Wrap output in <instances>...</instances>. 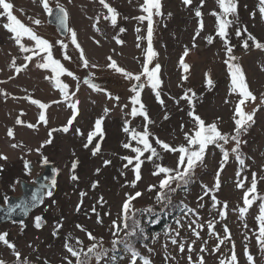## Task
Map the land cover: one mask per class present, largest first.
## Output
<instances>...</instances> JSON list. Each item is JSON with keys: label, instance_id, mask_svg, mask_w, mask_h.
I'll list each match as a JSON object with an SVG mask.
<instances>
[{"label": "rangeland", "instance_id": "obj_1", "mask_svg": "<svg viewBox=\"0 0 264 264\" xmlns=\"http://www.w3.org/2000/svg\"><path fill=\"white\" fill-rule=\"evenodd\" d=\"M14 5V15L23 23L32 27L37 34L44 37L54 44V58L59 59L70 71L79 79L73 81L70 77H61L64 82L70 86V91H76V99L80 101V115L74 122L68 133H53V142L40 148L42 142L48 138L47 133L52 128H60L71 115L70 109L65 103L51 104L53 100H60L58 90L52 88L49 81L44 79L45 75H51L48 70H41L35 67V60L29 63V67L17 74L14 69L9 67L13 57L16 58L17 64L24 63L23 55L18 50V46L9 39L10 34L2 27L6 18L0 17V89L8 93L7 97L0 95V153L7 155L8 159L0 160V183L6 186L10 194L17 193L15 181L23 179L24 160L31 163H39L43 158H47L49 163L53 164L57 171L56 193L50 199L46 200L42 207H39L31 213L29 218L23 222V231L21 223L12 226L2 225L0 232L7 230L9 232L8 240L14 243L17 250L21 252L22 259L26 257L30 264H43L47 259L49 264H64L63 257L68 255L63 245L65 239L73 246L76 245L75 238L84 242L86 247L90 242L86 235L76 229V224L84 225L92 231L97 237L104 238V246L110 248L112 239L108 227L113 219L117 218L120 205L124 199L125 193L142 191L144 195L134 201L136 208H153L152 213L138 214L141 221L143 235L133 238V246L141 252L142 255L148 256L153 264H187V256L190 254L195 260L199 253V248L204 241H207L206 247L210 251L217 243L216 236L210 235L207 230V222L211 221L214 225L215 234L223 236L224 226L230 229L232 242L235 243V250L238 255L239 264H247L246 257L243 255L244 245H247L249 251L255 257L257 264H264V253L259 251L256 245L254 232L256 230L255 215L258 213V203L249 209L244 220L239 219L238 211L235 209L242 206L243 189H237L235 184L238 180L244 179L246 185L250 184L251 174L256 172L258 175V193L264 195V176L261 166L264 165V108L260 109L254 117L255 123L249 130L242 134L243 141L240 147L241 157L245 165L241 167L235 159V154L231 153L234 142L224 145V149L229 152V160L221 173V188L218 192L210 193L204 196L203 201L199 197L203 196L201 185L212 186L215 183V174L219 169L221 152L219 148L210 146L205 164L199 166L191 182L186 187H181L175 194H172V203L166 208L155 203V192H147L148 184L158 183V177L151 173L154 171L153 163L145 160L142 165V179L138 182L137 187L133 189L126 182L134 179L132 166L124 169L123 165L127 163L121 159L125 155L132 156L130 150L124 149L122 144L127 142V134L122 131L125 119L130 121V127L137 131H143V118L135 119L125 116L120 107H113L117 102L109 100L105 92H95L83 83L84 79L91 78L101 89L110 92L112 95L120 97L119 105L129 103L130 82L106 67L107 56L111 55L121 67L127 70L139 72L143 61L142 48H146L147 41H137V35L146 36L147 22L140 23L134 17L141 15L139 5L143 0H107L120 13L117 18V26L113 27L109 21L101 17L97 27V32L92 28L95 18L106 10L99 5L98 0H50V6L56 7L57 4L66 8L68 12V26L77 33L78 42L84 49L86 58L90 64L99 65L98 68H83L79 61V53L71 45L69 34L65 37L57 34L56 29L47 24V14L44 13L38 0H10ZM162 17H155L153 47L158 56L153 64L161 65L162 99L164 105L161 106L155 99L151 89L146 87L142 92V100L146 105L149 117L154 123L149 125V131L155 137L164 140L173 146L184 143L181 125L185 126L184 131L192 127L191 118L187 115L190 110L186 101L179 100L185 89L191 88L197 96L194 100L195 112L200 115L206 122H212L217 117L220 118L219 127L223 132L230 133L234 128L232 122V112L236 102L235 96H229L228 86L229 77L227 66L223 61L227 58L223 48V42L215 36V18L210 15L213 10L218 11L215 0H206L201 9L205 28L201 35L196 38L197 47L192 48V36L195 34L198 18L194 14V9L199 6V0H193L192 5L184 7L181 0H162ZM258 0H239V27H246L248 32L254 35L260 42L264 43V21H261L258 13ZM2 11V10H0ZM171 12L169 17L167 14ZM250 13H255L254 16ZM126 17V19H125ZM30 18L40 19L39 26L31 23ZM91 18V19H90ZM139 27L141 32L138 34L135 29ZM232 26L230 31V43L233 45V54L238 57L249 83L250 89L254 94L259 95L264 91V71L260 70L261 64H264V51L251 47L245 51L242 47V37L235 35V28ZM124 28V32H120ZM207 35H213L212 44H208L204 39ZM113 37L123 40V44H117ZM63 40L69 46L67 49H61L55 41ZM99 41L97 44L95 41ZM25 42L27 43L26 39ZM141 43L142 47L137 48L136 44ZM251 43V42H250ZM185 47L190 49L189 56L185 58L186 63L190 65V72L187 73L188 80L181 84V75L184 74L179 66V58ZM67 53L70 60L64 59ZM209 72L213 79V87L209 89L204 81V73ZM91 74V76H90ZM9 77H13L10 79ZM79 83V90H76V84ZM26 95H31L34 99L51 104L47 110L49 123L47 125L38 124L39 109L22 99ZM15 97V98H14ZM170 97L176 98L171 99ZM231 103L225 104V99ZM254 105L249 103L247 111H251ZM104 108L111 111L105 116L103 121L104 139L96 138L93 145L85 148L86 136L92 130L95 120L103 115ZM130 110V105L125 112ZM167 113L168 119L163 117ZM19 117L26 123H36V129H29L25 125H16L15 120ZM9 127L14 128L15 139L7 137L6 132ZM79 128L83 136L75 134V129ZM153 146L161 153L162 159L156 160L163 166L174 167L177 159L175 153H165L155 144L150 137ZM99 141L101 151L92 155L94 144ZM21 142L23 148L13 149L11 143ZM135 146V142H132ZM223 143V142H221ZM40 149L39 152L36 149ZM147 155V153L145 154ZM76 160L78 166L76 174L79 180L73 182L70 180L71 164ZM104 160L111 163L104 165ZM36 167V166H34ZM100 172L97 174L96 169ZM124 175H121V172ZM240 171V177L236 172ZM39 172L33 170L32 175ZM93 181L98 182L96 188H92ZM86 192L81 210L75 211V206L80 203V193ZM215 194L221 202L227 201V216L221 219L218 215L217 208L212 207L211 195ZM100 197H103L105 203L97 204ZM55 201V203H53ZM203 203V208L197 205ZM182 204H186L196 209L199 215V222L204 224L203 229H199L201 238L196 240L191 232L185 227L180 229V239L187 243L196 241L193 245L194 251L188 253H179L176 246L172 245L165 232L168 229L176 227L175 221L182 216ZM96 207V213L91 211ZM173 208H178L179 214H173L172 219H168L161 230L154 234L150 228L164 217L165 212H174ZM97 213L103 217V225L96 224ZM110 213L111 215H104ZM148 214V215H147ZM42 216L44 226L41 229L34 227V217ZM62 221L63 227L59 234L53 237L52 231L55 224ZM154 223V224H152ZM248 227L245 228L244 224ZM69 234H71L69 236ZM171 235H175L174 232ZM156 239L153 240L152 237ZM144 237H148L144 239ZM247 237V239H245ZM29 244L32 247H29ZM167 245V248H164ZM79 247V246H77ZM148 248H153L154 252L149 253ZM35 249V250H34ZM231 244L221 245L219 252L205 256L206 264H219V259L230 255ZM109 256H116L115 264H128V253L120 246L116 252H110ZM175 256V260L171 257ZM124 257V259H120ZM165 257H169L168 260ZM0 258L8 261V264H14L15 257L12 256L11 250L0 244ZM74 259V258H73ZM91 264H95L93 260ZM102 264L104 262L102 261Z\"/></svg>", "mask_w": 264, "mask_h": 264}, {"label": "snow or ice", "instance_id": "obj_2", "mask_svg": "<svg viewBox=\"0 0 264 264\" xmlns=\"http://www.w3.org/2000/svg\"><path fill=\"white\" fill-rule=\"evenodd\" d=\"M35 3L36 0H33ZM39 5L42 7L44 13L48 16L53 15V8L50 6V0H38ZM206 0H199V6L194 9V14L198 18L197 27L195 29V34L192 36V48L197 47L195 41L196 38L201 35L205 28L203 20L202 8L205 5ZM71 3V0H69ZM99 5L106 10V13H101L95 18V22L92 24V28L99 32L100 29L97 27L101 17L105 21H109L113 27L117 26V18L120 13L116 8L111 6L107 0H98ZM181 3L184 7L192 5L193 0H181ZM215 4L218 7L217 10L210 12V15L215 18V36L218 37L223 42V48L225 51L226 59L223 63L227 66V73L229 77V86L228 93L229 96H235L236 102L234 104L232 112V122L234 128L232 129L231 134L223 132L219 127L220 118L217 117L216 120L212 122H206L200 115L195 112L194 100L197 96L196 92L191 88L184 90L183 95L176 100V103H179V100H184L189 106V111L187 115L191 118L192 127L187 131H184L185 126L181 125V131L184 136V143H181L178 146L170 145L169 143L161 140L158 137H155L149 131V125L154 123L149 117L146 105L142 100V92L148 87L151 89V92L154 94L156 101L163 106L164 100L162 97V78H161V65L159 63L153 64V61L157 58L158 53L153 47V34H154V23L155 17H162L164 15L162 8V0H143V3L139 5L141 15L134 17L135 20L140 23L147 22V32L146 36L137 35V41H147L146 48H142L143 52V61L139 72H133L130 70L121 67L118 62L113 59L111 55L107 56L106 67L110 70H113L115 73L120 74L123 79L130 82V96L129 103L124 105H119L120 97L112 95L110 92H106L104 89H101L97 84H95L91 78L84 79L83 83L86 84L95 92H105V95L109 100L116 101L117 103L113 107H120L121 112H124L125 116H129L133 119L137 117L143 118V131H137L135 128L130 127V121L125 119L122 126V131L127 134V142L122 144L124 149L130 150L134 155L129 156L125 155L121 157L122 160L127 161L123 165L124 169H128L131 165V171L133 172L134 179L130 182H126L133 189L137 187L138 182L142 179V165L145 163V160L153 163L154 171L151 173L153 176L158 177V183L148 184L146 191L155 192V203L161 205L162 208H166L172 203V194H175L177 190L181 187H186L192 180V176L195 170L205 164V159L207 152L210 146H214L220 149L222 154L221 160L219 162V169L215 174V183L212 186L201 185L203 196L199 197L203 201L204 196H208L210 193L218 192L221 188V173L223 172L225 165L229 160V152L224 149V145L228 144L230 141L234 142V146L231 148V153L235 154V159L243 167L245 165L244 159L240 154V147L242 144L241 136L246 133L249 128L255 123L254 117L257 112L264 108V91L260 92L259 95L254 94L250 89L249 83L247 81L246 74L238 62V57L233 54V45L230 43V29L232 26L237 25L235 28V35L237 37H242L246 34V38L243 39L241 47L247 51L251 47L255 49L264 51V43L260 42L254 35L248 32L246 27H239V0H215ZM258 13L261 21H264V0H258ZM56 8L59 11L57 20L60 26L64 29L65 32L69 34L71 45L74 46L75 50L79 53V61L83 68H98L97 64H90L89 60L86 58L85 52L81 44L78 42L77 33L74 29L68 26V12L66 8L56 5ZM0 17L6 18V22L2 24V27L10 34L9 39H11L15 45L18 46L20 53H24L22 64H17L16 58L13 57L9 67L14 69V71L19 74L29 67V63L35 60V67L41 70L50 71L51 75H45L44 79L49 81L52 88L58 90L60 100H53L51 104H61L65 103L70 109L71 115L67 119V122L60 128H52L48 131V138L45 139L40 148H43L45 145H49L53 142V133L63 132L68 133L72 128L74 122L77 120L80 115V101L76 99V91H70V86L68 83L64 82L61 77L67 76L70 77L73 81H78V77L70 71L59 59L54 58L53 47L54 44L44 37L37 34V32L32 28L23 23L20 19L14 15V5L10 0H0ZM169 17L172 15L171 12L167 14ZM254 16L255 13H250ZM31 23L39 26L41 24L40 19L30 18ZM91 19V18H90ZM126 19V17H125ZM124 28H120V32H124ZM135 31L139 34L141 29L137 27ZM25 39L27 43L25 42ZM117 44H123L124 41L118 37H113ZM208 44H212L214 37L213 35H207L204 37ZM99 44V41H95ZM251 42V43H250ZM56 44L60 45L61 49H67L68 44L63 40L55 41ZM137 48H141V43L136 44ZM190 49L185 47L182 55L179 58V66L183 70L181 75V84L188 80L187 73L190 72V65L186 63L185 58L189 56ZM65 60H70L71 57L64 54ZM260 70L264 71V64H261ZM91 76V74H90ZM12 79L13 77H9ZM204 81L206 86L211 89L213 87V79L209 72L204 73ZM0 83H3L0 81ZM76 90H79V83L76 84ZM0 95L7 97L9 94L4 92L3 89H0ZM15 98V97H14ZM171 99H176L170 97ZM29 101L32 105H35L39 109V118L37 123L47 125L49 123V118L47 116V110L51 107V104L42 102L39 99L32 98L31 95H26L22 97ZM225 104L231 103L229 99H225ZM251 103L254 105L251 108V111H247V107ZM130 105V110L125 112V109H128ZM111 109L104 108L103 115L98 117L92 130L87 133L86 142L84 147L88 148L89 145H93L94 140L99 138L103 140L105 133L103 129V121L105 116L109 114ZM165 120L168 119L167 113H165ZM16 125H25L29 129H36V123H26L19 117L15 120ZM75 134L78 136H83V133L79 128L75 129ZM6 135L10 139H15L14 128L9 127L7 129ZM150 137L155 141V144L159 146L161 150L165 153H175L177 159L174 167L163 166L160 163H156V160L162 159L161 153L158 152L157 148L153 146V143L150 140ZM135 142V146L133 143ZM223 142V143H221ZM10 147L13 149L23 148L21 142L11 143ZM37 152L40 149H36ZM101 151V144L97 141L92 148V155L96 156ZM147 153V155H145ZM7 155L0 153V160H7ZM43 164H48L49 161L47 158H43ZM104 165L107 166L111 163L109 160H104ZM78 166V161L74 160L71 164V174L70 180L76 182L79 180V176L76 174V169ZM262 171H264V165L261 166ZM24 170L27 173L31 172L30 161L24 160ZM0 171H3V167L0 166ZM56 171L55 169L53 170ZM100 169H96L98 174ZM121 175H124V172H121ZM236 176L240 177V171L236 172ZM260 180H264V176L259 177ZM98 186L97 181H93L91 187L96 188ZM258 175L256 172L251 174L250 184L246 185L244 179H240L236 182L235 187L237 189H243L242 195V206H238L236 211H238L239 219L244 220L246 214L249 212V209L252 208L255 204L258 203V213L255 215L254 220L256 223V230L254 232V238L256 245L259 248L261 253H264V195L258 193ZM56 187V180L53 178L50 183L46 186V191L43 193V196L52 197L53 189ZM86 192H81L80 197L81 201L75 206V211L77 213L81 210V205L83 203V197L86 196ZM144 193L142 191H134L130 193H125L124 199L117 213V218L111 221V224L108 227V231L111 234V247L106 248L104 246V238L102 236L97 237L93 234L92 231L88 230L82 224H76L75 227L79 231L83 232L88 241L90 242L86 247L84 242L78 237L75 238L76 245L73 246L68 242V239H65L64 249L68 255L63 257L64 264H91L94 260L95 264H115L117 259L116 256H109L110 252H116L120 246H123V249L128 253V264H153V261L148 257L141 254L133 246V238L143 235V228L141 226V221L138 219V214L142 213H152L153 208L151 206L147 208H136L134 201L142 197ZM43 196L38 195L36 192L32 193L31 201L32 206H35L36 203L43 202ZM5 204L8 202L7 196H5ZM212 207L217 208L218 205L221 207L218 210V215L221 219L227 216L228 203L227 201L221 202L217 199L215 194L211 195ZM55 203V201H53ZM105 203L103 197H100L97 201V204L102 205ZM198 208H203L204 204L199 203ZM16 208H20L21 211L27 215L29 211V206L25 203L15 204L9 206L7 211L11 214L15 211ZM91 211L96 213V207L93 206ZM104 215H111L110 213H104ZM185 222L187 229L191 232V235L199 240L201 238L199 229L204 228V224L199 222V215L196 209L189 207L186 204H182V216L175 221L176 227L174 229H168L165 232V235L168 236L172 245L176 246L179 253H185L187 250L188 253L194 251L193 245L195 240L191 243H185L180 239V229L185 227ZM96 224L103 225V217L97 213ZM21 231H23V222H21ZM44 226V219L42 216L34 217V227L36 229H41ZM63 227L62 221H58L52 231L53 237H56L59 234L60 229ZM244 227L247 228L248 225L245 223ZM207 230L210 235L216 236L217 243L209 251L206 247L207 241H204L199 248V253L196 259H193L192 255L187 256V264H206L204 253L209 255L215 254L220 251L221 245L230 243V255L219 259V264H239V259L237 252L235 250V243L232 242V237L230 234V229L227 225L224 226L223 236H218L215 234L214 225L211 221L207 222ZM174 232L175 235H171ZM71 234H69L70 236ZM8 233H0V244H3L7 249L11 250V254L15 257L14 264H30L29 260L24 257L22 259L21 252L17 250V247L14 243L8 240ZM148 237H144L147 239ZM153 240L156 239L155 236L152 237ZM247 239V237H245ZM29 247H32L29 244ZM164 248H167V245H164ZM35 250V249H34ZM149 253L154 252L153 248H148ZM243 255L246 257L247 264H257V261L253 254L249 251L247 245H244ZM74 258V259H73ZM264 258V257H262ZM120 259H124L121 257ZM166 260L169 257H165ZM172 260H175V256L171 257ZM0 264H8V261L0 258ZM43 264H49L47 259L44 260Z\"/></svg>", "mask_w": 264, "mask_h": 264}, {"label": "water", "instance_id": "obj_3", "mask_svg": "<svg viewBox=\"0 0 264 264\" xmlns=\"http://www.w3.org/2000/svg\"><path fill=\"white\" fill-rule=\"evenodd\" d=\"M53 15L47 16L46 22L48 25L54 27L56 29V32L59 36L65 37L66 33L64 29L60 26L57 16L59 15V11L56 7L53 8ZM31 165V172L27 173L28 175H31L33 170H36L38 175L32 177V183L28 184L24 181L17 180L16 181V187H17V193L18 196L16 197H8L7 204H4V206H0V224L6 223V222H12V223H21L28 219L29 215L39 208L45 198L47 196H43V193L47 190L46 186L50 183V181L55 178L57 179V173L53 170L55 169L54 166L51 163L41 165L39 167H34L33 164L30 162ZM55 189H53V194L55 192ZM36 192L38 195L43 196V202L42 203H36L35 206H32L31 196L32 193ZM25 203L29 206L28 214L25 215L20 208H16L15 211H13L11 214L8 213L7 209L9 206Z\"/></svg>", "mask_w": 264, "mask_h": 264}, {"label": "flooded vegetation", "instance_id": "obj_4", "mask_svg": "<svg viewBox=\"0 0 264 264\" xmlns=\"http://www.w3.org/2000/svg\"><path fill=\"white\" fill-rule=\"evenodd\" d=\"M33 164V166H36V167H39V166H41V165H44L43 163H42V161L41 162H39V163H32ZM53 165V164H52ZM55 168V167H54ZM23 171H24V174H25V177L23 178V179H17V180H21V181H24V182H26V183H28V184H31L32 183V177L33 176H36V175H28V174H26V172H25V170L23 169ZM38 175V174H37ZM16 180V181H17ZM16 181H15V184H16ZM55 193H56V191H55ZM55 193H54V195H55ZM53 195V196H54ZM5 196H7V198L8 197H16V196H18V193H15V194H10V192L9 191H7L6 190V186L5 185H3V184H1L0 183V206H4V204H5ZM52 196V197H53ZM52 197H47V198H45V200H44V202H43V204L46 202V200H50ZM43 204L40 206V207H42L43 206ZM31 215V214H30ZM15 224H18V223H15ZM2 225H6V226H12V225H14V223H12V222H6V223H2V224H0V227L2 226ZM2 232H7L8 233V236H9V232L7 231V230H4V231H2ZM2 232H0V233H2Z\"/></svg>", "mask_w": 264, "mask_h": 264}, {"label": "trees", "instance_id": "obj_5", "mask_svg": "<svg viewBox=\"0 0 264 264\" xmlns=\"http://www.w3.org/2000/svg\"><path fill=\"white\" fill-rule=\"evenodd\" d=\"M172 211H174V212H165L164 217L161 218V220L159 222H157L156 224L152 223L154 225H153V227L150 228V230L154 234H156L157 232H159L161 230V228L163 227V225L165 223H167V220L168 219H172L174 217L173 214H175V213H178L179 214L178 208H176V209L173 208Z\"/></svg>", "mask_w": 264, "mask_h": 264}]
</instances>
